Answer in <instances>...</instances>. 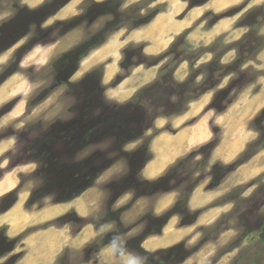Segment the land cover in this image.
Segmentation results:
<instances>
[{"label":"rangeland","instance_id":"obj_1","mask_svg":"<svg viewBox=\"0 0 264 264\" xmlns=\"http://www.w3.org/2000/svg\"><path fill=\"white\" fill-rule=\"evenodd\" d=\"M69 1L0 0V24L16 20L18 17L20 18V30L25 32L15 47L5 52L4 56H0V94L4 93L5 100H7L6 104H0L1 182H6L8 177H12L13 183L16 182V178L20 186L25 185V190L32 186V193L28 196L25 208L34 215L39 208L73 197L72 192L74 191L63 193L64 188L68 184L70 186L68 179L71 177L84 176L92 168L96 171L118 160L121 163L122 172L105 186L109 195L107 207L117 194L125 190L134 191L136 195L142 194L146 186L140 181L139 174L145 162L151 158L149 145L151 136L156 133L153 128L155 121H152V114L164 111L155 113L154 103L162 101L163 96L156 94L154 89H146L147 86L153 85L164 77L163 82L167 83H170L172 79L178 84L186 82L183 87L175 89V91H181L179 92L181 96H196L191 93L195 87L198 90L201 84L202 88H206L219 82V85L213 86L211 90L204 93L208 96L201 101V103H208L199 119H203V123L207 126L210 135L209 142L197 151L188 154L185 159L181 160L179 168L174 170L171 168L166 177H170L167 189L179 186L178 189H182L181 194L186 195L187 199L190 190L199 181L205 179L207 187H210L213 178L217 177L216 181H223L218 191L224 194L215 199L210 207L224 205L225 210H229L225 214L223 210L218 211L220 216H216L211 225L202 229L199 235L190 242L185 240L172 248L170 252L150 257L145 264H181L187 256L195 252L198 253L194 256L197 260H194L192 264H214L217 261L220 264H264V242L259 239L264 222V109L253 116L247 113L248 110H244L248 97L254 93H260L261 88L264 87V0H228L224 3L229 5L225 10H219L221 4H217L218 0L214 2L208 0L210 6L197 7L190 14L189 22L196 20L191 27L175 36L164 51L151 57L142 53V46L130 47L123 52L127 44L123 42V37L136 26L140 27L133 29L132 32L146 30L147 28L142 27L149 23L151 26L160 17L169 18V23L172 22L168 17L170 14L163 13L166 5L159 4L157 2L159 0H121V3L106 4L96 8L91 0H78L80 2L73 3L72 10L66 17L70 16L66 20H56L55 15ZM104 1L106 0L102 2ZM165 1L171 4L170 7L176 8L180 4H185L179 3V0ZM189 1L190 4H198L204 0ZM41 2L42 4L38 5ZM55 6L61 9L53 13ZM130 7L132 8L126 11ZM203 9H206L204 13H202ZM156 10L162 12L155 15L154 22L151 23L152 19L147 23ZM61 13L63 16V11ZM127 18H131L128 23ZM154 27L156 24H153L151 29ZM160 28L150 29L147 37L155 38L154 35L159 34ZM139 36L140 34L131 33L130 39L138 40ZM104 40L105 42L101 44ZM87 41L89 43L82 49L86 57L81 61L71 84H68L71 73L78 65L77 57H73L70 52L60 57L59 55L62 49L70 50ZM23 46H28V48L24 50L21 48ZM107 48L113 51L111 59L98 64L99 57L106 56L104 51ZM127 50L129 52L126 53ZM260 52L261 56H259ZM70 58L74 60L73 63H69ZM89 59L95 63V66L90 67L88 63L91 62L86 63ZM107 62L105 71L107 79L112 81L117 71L121 74L111 83L109 81L106 88L115 86L123 76L129 75L139 64H141L142 71L148 68L152 70L146 72L147 74L139 72L142 74L141 77L133 74L131 78H128L126 86L119 85L116 89L106 93L107 98L111 100H124L126 98L120 93L123 87L125 90L134 87L135 90V86L140 84L136 81V77L142 79L143 83L151 74L153 78L136 92H141L143 98L146 97L150 101L137 104V101L133 100L121 109L123 112L127 111L126 109L134 111L128 128L137 127L138 138L128 143L129 146L124 145L118 149L114 147L117 137L103 139L102 133L99 141L89 146L80 147L72 143L66 147L63 134L68 129L70 137L77 136V132L72 131L71 126H75L76 130L80 128L79 120L84 114L81 113V109L86 106L84 93L88 91L85 89L87 84L80 83L78 79L90 70L94 71L92 76L97 79L103 72L102 64ZM119 64L121 69L117 67ZM198 73H201L199 77H197ZM55 81H60L62 84L51 89ZM142 96L139 95L136 99L139 100ZM201 96L192 101L198 100ZM97 97L98 94L94 100L102 104ZM31 101L36 104L33 112L28 108ZM104 107L103 104L102 108ZM141 109H147V112H142ZM234 143L243 145L242 150L237 148L240 154L234 162L229 166L211 167L209 165L208 160L218 145L216 157L219 158L220 151L230 152L231 145ZM95 156H98L97 159L83 166L84 162H89ZM240 157L247 159L242 164L245 165V169L260 167L259 173L253 176L255 174L243 172L246 175L242 174L241 177V169L231 174L241 166H231ZM8 172H11L10 175L7 174ZM81 176L77 177L81 179ZM240 182L242 184H239ZM88 184L77 187V193ZM123 187H125L124 190H122ZM226 188L227 192H225ZM18 189L0 199V212L7 210L14 203L18 192H24L20 187ZM32 194L34 197L30 203L29 199ZM20 199L21 211L24 197H19ZM152 201L153 198L151 203ZM182 209L183 205L178 207L179 213ZM189 213L195 214L194 222L198 217V212ZM17 214L19 213L14 209L12 215ZM103 215L100 219L97 217L91 220L95 227L103 224L105 220L114 218L112 215L102 220ZM150 215L151 212H148L144 219L147 223L146 225L144 223L145 230L142 235L150 230L149 225L152 223ZM189 219L190 216L181 215L184 225L193 223ZM29 220L30 218L27 221ZM70 220L71 217L67 216L66 221ZM2 223L5 222L2 220ZM63 224V219L56 223L52 221L44 226L28 229L15 238L7 236L10 234V227H0V242L4 239L9 242H2L0 245V264H32L31 256L35 251L33 250V253L32 250L31 252L22 251L28 246L29 241L24 245L20 244V240L26 234H32L50 226L47 236L48 244H50V241H54V237L50 236V230L54 232L59 230L58 228L62 229ZM74 224V230H76L82 223L75 222ZM119 226L121 225L118 224L115 227L112 235L115 236L117 232L124 230L123 226ZM15 229L19 230V228ZM61 231L63 235V229ZM220 234L224 236L216 239ZM101 239L107 242L104 236L99 238L90 246L95 249L91 253L89 247L63 254L62 245L58 250V252L61 251L58 255L52 256L50 260L40 261V264H81L105 246L101 245L103 244ZM122 247L126 246L123 244ZM133 260H129L127 264ZM221 260L222 262H219Z\"/></svg>","mask_w":264,"mask_h":264},{"label":"crops","instance_id":"obj_2","mask_svg":"<svg viewBox=\"0 0 264 264\" xmlns=\"http://www.w3.org/2000/svg\"><path fill=\"white\" fill-rule=\"evenodd\" d=\"M77 1L78 0H73V1L70 0L69 3L64 5L63 8L55 15V19L66 20L70 16L68 15L66 17V15L68 14V12L72 10V6L74 2L78 4ZM95 1L102 2L103 0H95ZM157 2L159 4L166 5L165 10H163L164 11L163 13H166L167 15L170 14L168 15V17L171 18L170 21H172V23L171 22L169 23V18H165V17H160L155 22L153 19L151 23L154 22L153 23L154 25L156 24L157 26L163 24L159 30V34L156 33L154 35L155 38L147 37L149 35L148 31L151 29V26L153 25L152 24L150 26L149 25L150 23L142 27L144 29L147 28L144 31L136 30L132 32L133 30H130V32L124 34L123 37V42H127L125 48L122 50L123 52L124 50L130 47L142 46V53L145 56L151 57L159 54L160 52L164 51L165 48H167V46L171 44L175 36H178L183 31L189 29L193 24V22L196 21L195 20L193 22L192 21L189 22L190 14L198 7V6L196 7V5H199L198 8H202L208 5L207 3H210V1L204 0L202 3L190 4L189 0H179V3H185V4L184 5L180 4L176 8V7H170L171 4L167 3L165 0H159ZM41 3H39L38 5H40ZM205 10L206 9H203L202 13H204ZM62 11L64 17L61 15ZM131 33H133L134 35L140 34L139 36L140 39L138 40L130 39ZM165 43L166 45L164 46ZM62 50L63 51L61 52V54L68 51L67 49H62ZM104 52H106L104 54L106 56L101 55L99 57L100 61L97 60L99 62L98 64L104 63L107 59H111V53L113 51L107 48V50ZM261 54L262 53L260 52L259 56H261ZM2 58L3 57H1V59ZM90 59L86 61V63L91 62ZM88 64L90 65V67L95 66V63L93 62ZM102 65H103L102 82L104 85H108L107 83L110 81V79H107L108 77L107 78L105 77V71L108 62ZM117 67L121 69L120 64ZM140 67L141 64L135 66L132 72H130L129 75L123 76V78L115 86L108 87L106 93L108 91H112L116 89L119 85L123 86L127 84L129 80L128 78H131L133 74H135V76L137 77H141L143 73L146 72L148 73L152 71L150 68L144 69L142 71ZM139 72H142V74ZM120 74L121 72L117 71V73H115L113 77V80H115L116 77L119 76ZM137 77H136V81L140 84L135 86V90L134 87L130 88L129 90H125V87H123L120 93L128 94V97L124 100L118 99L117 101L119 102L129 101L135 95V93L140 87L147 84L149 82L148 80L153 78L150 74V76L146 78L145 82L142 83V79H139ZM112 81H110V83ZM207 96L208 95L204 94L198 100L188 103L186 111L179 115H175L173 118L170 119L160 118L155 120V122L153 123V128L154 130H156V133L151 136V142L149 145L151 158L145 162L144 166L140 170V174H139L141 178L140 181L153 183L166 177L169 170L173 168L179 161L185 159L188 156V154H190L193 151H197L198 149H200V147L204 146L206 143L209 142L210 135L207 130V126L205 123H203V119H199L203 110L208 104L207 102L201 103V101L203 99H206ZM0 100H1L0 104L7 103V100H5V96H3V94H0ZM259 101H264V87L261 88L260 93L259 92L254 93L252 96L248 97L247 105L245 106L244 110L246 111L248 110V114L250 115L251 113L252 114L251 116H253L254 114H258L261 110L264 109V102L259 109H256V105L254 103ZM250 104L251 107L249 108ZM35 109L36 108H34L32 112L35 111ZM172 143L174 145L171 146ZM158 145L160 147H158ZM127 146H129V144H127ZM242 146L243 145H238L234 143V145H231L230 152L222 153L221 150L218 158L216 157L218 153L217 150L219 148L218 145V147L214 150L212 156L208 160L209 165L211 167L215 165L229 166L232 162H234L237 159V156L240 154V150L243 149L241 148ZM237 148H239L240 150H238ZM160 152L161 154H159ZM165 159L167 160L168 163H166ZM160 160H162V162H160ZM120 164L121 163L118 162V160H115L112 164H110V166H108L103 171H101L100 174L93 180V182L85 186V188H83L72 198L63 201V203L61 204L54 203L39 208L36 212H34V215H32L31 212H29L25 208L26 201L28 199V196L32 193L33 187L30 186L28 189L25 190L24 189L25 185L20 186L16 178H15L16 182L13 183L12 177L11 178L8 177L6 182H1L0 180V191H2L0 192V199L8 194H11L19 190L18 187H20V189L24 191V192L20 191V193L18 192L16 196V200H14V203L11 206H9L7 210H3L0 212V227L2 226L10 227L11 231L10 234L7 236L9 238H15L18 237L20 234L24 233L25 231H27L28 229L37 226L39 227L44 226L47 223H50L56 219H59L61 217L65 218L70 215L74 217L76 221L75 219L73 220L71 219L70 221H67L63 224L62 227L63 235L61 228H58L59 230H55L54 232L50 230V236L54 237V241L53 242L50 241V244H48V237H47L49 232L48 228L50 226L35 231L32 234H26L20 240V244L26 245L28 243L27 244L28 246L24 247L22 251L26 250L31 252L32 250V253L33 250L35 251L34 254H32L31 256L32 264H38V263L40 264V261H47L50 260L52 256L58 255V253L61 252V251L58 252V250L62 245H63L62 248L63 254L65 252H77L89 248L99 238L103 236L104 238H107L106 239L107 244H105L103 248L95 252L93 255H91L81 264H127L129 260L131 259L133 260V258L135 259L139 255L135 252V250H133V248L122 247L123 244L125 246L128 240L139 239V237L142 236L143 230H145L144 223L145 225L147 223L145 222L144 219L147 217L148 212H151L150 216H152V218L157 219L162 217L168 211L175 208L179 199L181 198L182 189H178L179 186H176L173 188H168V189L166 188V190H161V192H157L151 195H146L144 193L142 194L138 193V195H136L134 191L125 190L117 194L110 201L107 207L106 204L109 195L105 190V186L111 183L113 180L117 178V176H119V174H121L122 169L120 168ZM239 170H241V177L242 174L244 173L246 174L251 173V174H255L253 176H256L259 173L260 167H252L249 168V170H247L245 169V165H241L234 172H231V174L236 173ZM10 173L11 172H8L7 174L10 175ZM216 180L217 177L215 179L213 178V180L211 181L212 186L210 185V187L209 186L207 187V183H205L206 181L205 179L201 180L198 182L197 185H195L191 189L187 199L186 210L187 212H192V213L198 212V217L195 219L193 223L189 225H184L181 221V214L175 213L168 218L166 223L159 228V231L156 234H153L154 232L153 233L145 232L143 237L139 240L138 243L139 247L145 252L152 254L160 251L170 250L180 245L181 243L185 242V240L190 242L192 239L198 236L202 229L209 227L211 225V222L214 221L216 216H220L218 214V211L223 210L222 211L224 212L223 214L227 213L229 209L226 211L225 210L226 206L224 205L210 207L211 203H213L215 199L219 198L221 194H224V192L222 193V191L221 192L218 191L223 181L221 182V180L219 181ZM239 184H242V182H240ZM225 192H227V188L225 189ZM19 197L20 198L24 197L23 203L21 205V211H20L21 199L19 200ZM152 198L153 201L151 203ZM14 209H16V212L19 214L12 215V211ZM106 212H108L109 214L108 217L114 215L113 220H105L103 224L95 227V225L93 224V222H91V220L105 214ZM27 213L28 215H26ZM28 218H30L29 221H27ZM2 220L5 223L1 224ZM75 222L82 223L76 230H74ZM118 224L123 226L124 230L120 233L117 232V234H115L114 236L112 234L115 230V227ZM15 228H19V230L17 231ZM221 236H224V234L223 235L220 234L216 239H220ZM62 239H63V243H62ZM206 241L208 242V240ZM119 250L121 251L119 252ZM35 253L38 255H36ZM196 254L198 253L195 252V254L187 256V258L181 264H188L187 262H189V264H192L194 260L195 261L197 260L194 259L195 258L194 256ZM219 262H222V260ZM217 263L218 261L214 264Z\"/></svg>","mask_w":264,"mask_h":264},{"label":"flooded vegetation","instance_id":"obj_3","mask_svg":"<svg viewBox=\"0 0 264 264\" xmlns=\"http://www.w3.org/2000/svg\"><path fill=\"white\" fill-rule=\"evenodd\" d=\"M96 3H102V2H96ZM60 9L61 7L55 6V8L53 9L54 10L53 13H56ZM16 18H15L16 20L13 19V21H8L5 23L3 22L0 24V56H2L3 54H5V52L15 47L18 43L17 41L25 35V32L20 30V18L19 19L18 17ZM22 32L23 34L21 36ZM88 43L89 41L83 43V45H79L78 47L77 46L73 47V49H70L66 51L65 53H62L59 55L60 57L63 54L70 52V54H72L73 57L75 58L77 57L78 65L75 68V70L71 73L70 80H68V84H71V80H73L75 74L79 70L81 61L86 57V54L83 53L82 49H83V46L87 45ZM21 48L26 50L28 46H23ZM127 52L129 51L127 50L126 53ZM73 61L74 60L72 58L69 59V63H73ZM91 71L92 70L84 73L83 76L80 77V79H78L80 80L79 81L80 83L85 82L87 84V87L85 89H88V91L84 93L86 106L83 109H81V113H84L81 120H79L81 123V126L80 128H77V130L75 126H71V128L73 129L72 131L77 132V136L75 135L76 136L75 138L70 137V131H68V129L65 130V132L63 131L64 132L63 135L65 137V139H63V142L65 143L66 147L70 146L72 143L73 144L76 143L80 147H86V146H89L91 143L99 141L98 139H100L101 137L100 135L103 133L102 134L104 136L103 139H109L110 137L115 139V136H116L117 142L115 143L114 147L120 149L124 147V145H127L128 143H130L131 141L136 140L138 138L137 135H139L136 130L137 127L128 128V125L132 121L131 117L134 111L126 109L127 111L123 112V110H121L123 107H126V105L129 104V102L136 95L133 96L129 101L124 102V103H120L115 100H111L107 98L106 96V90H107L106 86L107 85H104L102 82L103 72L101 73L100 71L101 76H98L97 79H94L92 76L94 71L92 72ZM54 83H58V84L53 89H55L56 87H59L62 84L60 81H55ZM97 94H98L97 99H100L102 104H99L98 102L94 100V97ZM30 103H33V105L31 107L28 106V108L31 109L32 111L36 104L34 101H31ZM103 104L105 106L104 108H102ZM100 108H102L101 112L99 111ZM44 154H46V152H44ZM44 154H43V157L45 156ZM97 157L95 156L91 158L89 162H84L83 166L88 165L90 161L92 163V160L97 159ZM107 165L110 166V163ZM107 165L96 171L95 169L92 168V170L89 171V173L87 172L86 175L84 176L76 175V176L71 177L70 179H68V181L70 182V186L68 184L67 185L68 187L66 186L64 188L63 193H65L66 191H74L72 192V194L76 195L77 187L82 186V185L84 186L85 183L90 184L91 182H93V180L100 174V172L108 167ZM77 176L78 177L81 176V179L78 178ZM141 182L144 184V181H141ZM124 188L125 187H123L122 190H124ZM55 204H61V203H55ZM70 217L72 220L75 219L72 216ZM59 219H63V217ZM2 242L9 243V242H6V239H4L0 242V245ZM12 250H14V248H12Z\"/></svg>","mask_w":264,"mask_h":264},{"label":"trees","instance_id":"obj_4","mask_svg":"<svg viewBox=\"0 0 264 264\" xmlns=\"http://www.w3.org/2000/svg\"><path fill=\"white\" fill-rule=\"evenodd\" d=\"M93 2V5L94 7H99V6H104L106 4H112L114 5L113 3H121V0H106L105 2H102V3H96L94 2L93 0H91ZM132 7L128 8L126 11L130 10ZM162 12L161 10H156V12L153 14L154 16L147 22L149 23L157 13H160ZM128 19V18H127ZM128 21H131V18L128 19L126 22L128 23ZM146 24V23H145ZM143 26V25H142ZM137 27H140V26H136V27H133L131 30L137 28ZM105 42L104 41H101V44H103ZM100 44V45H101ZM222 66V65H221ZM225 68H227L225 66ZM232 72H230L231 74ZM201 75V73H198L197 74V77H199ZM171 76V75H170ZM164 78V77H163ZM163 78L161 77V80L159 81H156L153 85H148L146 89L148 90H151V89H154L155 93L158 94V95H162L163 97V100L158 102V103H154L155 105V113H158L160 112L161 110H164L163 112L161 113H158V114H152V121H154L155 119L157 118H160V117H164V118H167V117H171V116H175V115H179L180 113H182L187 104L194 100L196 97L198 96H201L202 94L206 93L207 91L211 90L213 86H217L219 85L218 83L214 84L213 86H210V87H206V88H202V84L199 86L198 90L196 89H193L191 90V93L192 94H195L196 96H190V95H180L179 92L181 91H175L176 88L178 87H183V85L186 83H181V84H178L177 82H175L173 79L170 83H167V82H163ZM170 78V77H169ZM172 78V77H171ZM175 82V83H174ZM204 83V81L202 82ZM142 90V89H141ZM177 93V95H176ZM139 95L142 96V93L141 92H138L136 94V96L131 100H135L137 101V104L138 103H143L145 104L144 101H150V99H146V97L143 98V96L141 97V99L137 100L136 98H139ZM198 95V96H197ZM130 101V102H131ZM129 102V103H130ZM33 105V103H30L29 106L31 107ZM145 106V105H143ZM166 106V107H165ZM161 108V109H160ZM165 108V109H164ZM148 109V108H147ZM147 109L144 110V109H141V111H146L147 112ZM167 110V111H166ZM262 113V112H261ZM151 115V114H150ZM150 129V128H149ZM149 160V159H148ZM247 161V159L244 157H240L233 165H231L232 167H236V166H239V165H242L244 164L245 162ZM182 161H179L177 163V166L175 165L172 169H176V168H179L178 166L181 164ZM170 183V177H164L156 182H153V183H148V182H144L146 188L144 189L143 193L146 194V195H151V194H154V193H157L159 190H166L167 188V185ZM191 191V190H190ZM72 196H74V194H72ZM33 194L31 196V198L29 199V202L31 203L32 202V198H33ZM69 199V198H68ZM67 199H63L62 201H59V202H56V203H62L63 201H66ZM29 204V203H28ZM27 204V205H28ZM186 204H187V198H186V195H181V198L179 199L177 205L175 208H173L172 210L168 211L167 213H165L162 217L160 218H157V219H154L152 218V216H149L150 217V220H151V224L149 225L150 226V230L149 232H154L153 234H156L158 231H159V228L161 226H163L166 221L168 220V218L175 214V213H179L178 211V207H180L181 205H183V209L182 211H180V214L181 215H185V216H190V221L193 222L194 218H195V214H190L189 212H187L186 210ZM108 212H106L102 217L103 219L102 220H105V218H107L108 216ZM102 216V215H101ZM101 216L98 217V219L101 218ZM62 219H57V220H54L53 222L56 223L58 221H60ZM63 222H67L66 221V217L63 218ZM188 223V222H187ZM184 224V223H183ZM121 227V226H119ZM143 237V235L141 237H139V239H130L126 242L125 244V248H133V250H135V252L139 255V256H144V257H147V260L148 258L150 257H153V256H156L158 254H163V253H167V252H170L172 249L170 250H166V251H160V252H157V253H147L145 252L144 250H142L138 243H139V240ZM240 238H243V237H240ZM259 239L264 242V222L262 223V228L260 230V233H259ZM101 241H103V244L101 245H105L107 244V242H105L104 239H101ZM95 250L94 248L92 249L91 247L89 248V251L90 253ZM121 250H119L120 252ZM154 264V263H153Z\"/></svg>","mask_w":264,"mask_h":264},{"label":"bare ground","instance_id":"obj_5","mask_svg":"<svg viewBox=\"0 0 264 264\" xmlns=\"http://www.w3.org/2000/svg\"><path fill=\"white\" fill-rule=\"evenodd\" d=\"M211 1V0H210ZM214 1H216V0H213L212 2H214ZM228 2V0H218V5H220L221 4V8L219 9V10H225L226 8H228V6L229 5H227V4H224V3H227ZM209 6L211 5L210 3H207ZM224 4V5H223ZM207 6V5H206ZM206 6H204V7H206ZM197 7V6H196ZM199 7V6H198ZM172 23V22H171ZM163 25V24H162ZM162 25H157L156 27H154V29H159ZM163 36V35H162ZM151 37V36H150ZM16 88V87H15ZM9 92V91H8ZM10 93V92H9ZM10 95V94H9ZM3 96H4V93H3ZM121 96H123L124 98H127L128 97V94H125L124 95V93H121ZM2 97V96H1ZM7 98V97H6ZM261 100H263V99H261ZM1 101V100H0ZM263 102L264 101H259V102H256V103H254L255 105H256V109H259L262 105H263ZM22 104V103H21ZM253 104V105H254ZM17 106H19V105H17ZM16 106V107H17ZM236 106V105H235ZM251 107V104H250V106H249V108ZM253 107V106H252ZM253 109V108H252ZM234 110V109H233ZM254 110V109H253ZM14 112V111H13ZM241 112V111H240ZM250 112V111H249ZM248 113V112H247ZM240 115V114H239ZM250 115H251V113H250ZM243 118V117H242ZM249 118V117H248ZM183 142V141H182ZM175 143V142H174ZM181 144V143H180ZM172 145H174L173 143L171 144V146ZM176 145H177V143H176ZM167 146V145H166ZM181 146V145H180ZM158 147H160L159 145H158ZM182 147V146H181ZM156 148H157V146H156ZM171 148V147H170ZM181 150V149H180ZM183 150V149H182ZM173 151V150H172ZM159 152V151H158ZM180 152V151H179ZM159 154H161V152L159 153ZM169 154V153H168ZM173 154H174V152H173ZM163 155V154H162ZM170 155V154H169ZM168 155V156H169ZM216 155V154H215ZM167 156V157H168ZM169 158V157H168ZM174 159V158H173ZM166 160V159H165ZM160 162H162V160H160ZM156 163V162H155ZM165 163V162H164ZM166 163H168L167 162V160H166ZM154 165V164H153ZM161 166V165H160ZM165 167V166H164ZM148 169V168H147ZM161 171V170H160ZM154 174H155V172H154Z\"/></svg>","mask_w":264,"mask_h":264},{"label":"clouds","instance_id":"obj_6","mask_svg":"<svg viewBox=\"0 0 264 264\" xmlns=\"http://www.w3.org/2000/svg\"><path fill=\"white\" fill-rule=\"evenodd\" d=\"M43 198V197H42ZM147 257L137 256L130 264H145Z\"/></svg>","mask_w":264,"mask_h":264},{"label":"water","instance_id":"obj_7","mask_svg":"<svg viewBox=\"0 0 264 264\" xmlns=\"http://www.w3.org/2000/svg\"><path fill=\"white\" fill-rule=\"evenodd\" d=\"M58 83H54L52 86H51V89H53Z\"/></svg>","mask_w":264,"mask_h":264}]
</instances>
